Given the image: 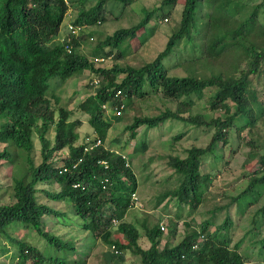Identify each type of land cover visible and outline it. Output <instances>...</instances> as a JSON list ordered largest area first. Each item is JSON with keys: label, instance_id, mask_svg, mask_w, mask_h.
Segmentation results:
<instances>
[{"label": "trees", "instance_id": "16d2710c", "mask_svg": "<svg viewBox=\"0 0 264 264\" xmlns=\"http://www.w3.org/2000/svg\"><path fill=\"white\" fill-rule=\"evenodd\" d=\"M105 1L96 0L87 10L78 11L73 21L67 22L78 27V33L70 34L64 27L62 37L60 25L68 9L63 0H0V145H3L0 162L12 164L15 156H19L12 154L9 147L23 158L14 165L16 172L10 186L13 203L0 205V234L8 236L4 232L8 226H11L10 230L17 227L30 229L55 251L69 255L52 258L43 250L9 238L16 248L13 259L16 264H27V261H30L28 264H74L75 258L71 257L76 250L72 241H61L44 228L47 218L65 214L38 201V196L42 195L47 201H68L69 213L82 222L79 230L108 246L112 257L118 261H122L124 252H131L139 264H243L238 252L242 240L230 245V238L222 233H227L232 224L227 216L214 228L224 234L221 239H217L215 231H209L210 222L205 220L198 229L185 224L181 239L174 245L170 241L173 232L169 233L170 239L167 238L161 247L163 234L159 226L143 224V236L148 245L141 248L137 229L123 222L127 209L132 206L130 197L136 188L134 176L129 162L126 166L119 152L102 144L110 125L103 120L107 114L101 106L107 104L112 108L122 104L124 108L130 105L133 96L142 98L145 94L159 92L164 98L183 100L176 104L174 111L164 110L154 117L133 118L126 127L131 139L138 127L153 129L167 120L213 131L204 148L191 147L182 158L168 157L167 165L177 176V186L157 199L159 204L171 197L177 205L194 209L201 203L210 181L207 172L202 171L200 159L209 154L215 159L222 158L216 154L217 142L231 131L237 136L241 128L252 127L257 118L264 116V92L260 93L252 86L253 78L264 75V23L257 22L255 13L264 6V0L253 6L249 13L242 11L238 17L234 16L239 12L238 5L252 0H182L177 27L151 62L137 68L113 65L107 69L94 68L92 61L103 62L113 56L112 52L117 55L116 59L119 58L124 43L129 42L136 48L138 34H142L152 17L155 14L160 19L168 16L179 0H160L158 7L144 12L135 25L117 29L98 40L88 57L80 51L84 38L93 40L87 29L112 18L104 9ZM112 1L128 6L136 0ZM203 7L207 12L200 16ZM194 37H197L195 42ZM181 41L188 45L189 54V49H194L192 59L204 56L206 60H217L220 71L207 79L167 75L163 62ZM65 47L69 48L68 52ZM83 71L89 73L90 82L86 87L92 91L77 107L88 116L87 124L96 137L76 145L80 121L71 120L70 111L57 106L58 101L52 96L53 106L47 91L51 80L62 81ZM119 76L120 80L117 79ZM205 92L209 93L208 110L221 111L224 117L216 115L208 121L200 114L184 117L183 113H188L193 105L191 97L202 100ZM238 118L247 121L244 126L235 128ZM50 129L53 131L52 142L46 137ZM183 135V132L177 133L171 141H177ZM33 136L39 144L40 162L37 165L31 158ZM95 139L100 144L84 152L83 148ZM138 148L143 151L146 144L141 143ZM254 148L258 150L256 168L248 174L242 191L230 199L239 215L264 194V140ZM64 149L66 156L59 157V152ZM51 184L57 186L53 192L47 189ZM256 216L251 219L253 227L248 232L251 237L264 223V202ZM112 221L117 224L115 228ZM115 233L126 243L119 244L112 239L111 235ZM256 243L259 256L264 259V228Z\"/></svg>", "mask_w": 264, "mask_h": 264}, {"label": "rangeland", "instance_id": "374dc122", "mask_svg": "<svg viewBox=\"0 0 264 264\" xmlns=\"http://www.w3.org/2000/svg\"><path fill=\"white\" fill-rule=\"evenodd\" d=\"M96 0H65L67 4V12L62 24L60 25V34L64 35L62 30L67 25V22L73 21L78 11L87 10ZM260 0L248 1L247 4L238 5L239 12L235 13L238 17L242 11L249 13L253 6L257 5ZM160 0H136L130 5L123 6L118 2L106 0L104 9L111 13L112 18L98 26L89 27L88 34L92 37V41L85 39L82 41L80 51L85 56L90 57L91 50L98 40L104 36L110 35L113 31L120 28H129L135 25L143 16L144 12L159 6ZM182 9V0H179L168 12V16L160 19L152 17V20L142 30V34H138L135 47L132 44L124 43L120 51L122 56L116 59V54L106 58L103 62L93 63V67L110 68L117 65L120 68L129 66L137 68L145 63L151 62L155 56L164 48L165 42L171 32L176 29L180 12ZM206 11L203 7L200 12L202 16ZM257 22L263 25L264 6L262 5L256 10ZM201 36V33H200ZM63 37V36H62ZM135 41V39H133ZM193 41H197L194 37ZM134 44V43H133ZM188 45L181 41L172 51L169 57L163 62L167 75L169 76H189L197 79H207L209 76L220 71V64L217 60H206L204 56H199L192 59L191 53L193 48L189 49ZM177 50V51H176ZM119 53V52H118ZM198 55H200L198 53ZM226 59V63L228 59ZM90 60V59H89ZM179 60V62H178ZM121 76L117 79L120 80ZM90 82V76L87 71H83L80 75H75L58 81L51 80L47 96L53 106L55 103L52 96L57 99V106L66 108L70 111V119L80 121V126L76 130L78 134L76 145L84 144L96 137L92 129L87 124L88 116L78 110V105L91 94L92 89L86 87ZM252 86L258 92H264V75H259L252 79ZM148 90V88H145ZM209 93L205 92L202 100H197L191 97L193 105L186 115L200 114L205 121L215 118L216 115L224 117L220 111L208 110ZM264 96V95H263ZM183 99H179L182 101ZM179 101L164 98L159 92L145 94L142 98L131 97L130 105L124 106L118 116V119L112 115V110H108L103 120L108 122L110 127L106 132L103 141L105 148L109 146L110 150L119 152L127 157L129 169L134 176L136 188L132 199V207L128 208L123 222L133 225L139 234L138 244L141 248H147V242L143 236V224L150 227L157 224L163 237L159 247L164 241L170 239L169 233H172L170 239L171 244H176L182 237L185 224L189 227L196 228L202 222L207 220L209 223V231L214 232L215 227L221 224L222 220L227 216L231 221V226L228 227V234L225 236L230 238L229 243L232 245L238 240H242L238 252L243 258V264H264L263 257L259 256V245L256 243L262 236L264 223L256 228V234L251 237L248 234L253 227L251 219L257 218L256 213L264 202V194L260 196L254 203L248 205L241 215H239L235 204L230 203V199L235 197L246 185V178L255 168V160L258 150L254 145L260 144L264 140V116L257 118L252 127H244L236 133L231 131L229 135L221 138L217 142L216 154L222 158L215 159L209 154L200 159L202 171L207 172L210 181L204 189L201 198V203L190 209L189 206H179L175 199L168 197L161 203L157 204V199L169 190H173L177 186V176L167 165L168 157H184V152L191 148H204L210 141L212 130L205 127L195 128L194 126H183L180 122L165 121L160 126L153 129L146 127H138L135 132V137L131 139L126 127L132 123L133 118L154 117L164 110L174 111L176 104ZM245 118L235 120L234 127H242L246 123ZM183 132L184 135L177 141H171V138L177 133ZM53 131L49 130L46 137L52 142ZM223 142V143H222ZM33 148L31 158L34 165L40 162L39 144L35 136L32 139ZM141 143L146 144L143 151L139 150ZM3 145H0V149ZM137 148V149H136ZM10 152L17 153L13 163L0 162V205H10L13 203L11 198V179L15 175L16 166L22 162V156L19 152L9 147ZM67 151L64 149L59 152V157L66 156ZM48 191L53 192L57 186L51 184L47 187ZM38 201L43 202L47 207L54 211L62 212L65 215L49 217L44 221V228L50 231V234L57 236L61 241H72L75 248V254L71 258H75L74 264H139L138 258L133 256L131 252L122 254V261L113 258L110 248L104 245L100 240L89 237L86 233L79 230L81 220L73 213H69L68 201H47L38 196ZM61 202V203H60ZM213 212V213H212ZM212 213V214H211ZM117 224L113 225L115 228ZM13 227V226H12ZM11 226L5 229L8 236L0 234V264H16L13 255L16 253V248L9 241L12 238L14 241H19L27 246H34L39 250H43L44 254L52 258L61 259L68 255L62 251H55L52 247L46 245L30 229L17 227L10 230ZM217 239L225 237L224 234L216 232ZM112 239H115L119 244H125V240H121L118 234H112ZM65 254V255H64ZM66 257V256H65ZM68 258V257H67ZM70 260V259H69ZM72 260V259H71ZM30 261H27V264Z\"/></svg>", "mask_w": 264, "mask_h": 264}, {"label": "built area", "instance_id": "2783aa9c", "mask_svg": "<svg viewBox=\"0 0 264 264\" xmlns=\"http://www.w3.org/2000/svg\"><path fill=\"white\" fill-rule=\"evenodd\" d=\"M63 1L65 2V0H63ZM66 29H67V31H68L70 34H77V33H78V30H79L78 27H74V26L69 25V24L66 25ZM65 49H66V52L69 51V48H68V47H65ZM94 61H95V63H99V61L101 62V60H94ZM93 84L95 85L96 82H93ZM116 94L118 95L119 92L117 91ZM101 107H102V110H103L106 114L108 113V110L111 109V110L113 111V112H112V115H113L114 117H118V116H120V113H121V111H122L123 105L121 104V105H119V106H114V107L111 108V107H108L107 104H103ZM99 144H100V141L97 140V139H95L94 142H93L92 144L85 146V147L83 148V151L86 152V151H88V150H91V148L96 147V146H98ZM119 156L121 157L122 160H124L125 165L127 166V163H128L127 157H125L123 154H119ZM101 165L105 168V164H104L103 162H101ZM134 196H135V195L132 194V195H131V198H133ZM131 200H132V199H131ZM112 223L115 224L114 221H112ZM160 229H162V228H160Z\"/></svg>", "mask_w": 264, "mask_h": 264}, {"label": "clouds", "instance_id": "9594fccd", "mask_svg": "<svg viewBox=\"0 0 264 264\" xmlns=\"http://www.w3.org/2000/svg\"><path fill=\"white\" fill-rule=\"evenodd\" d=\"M68 24V23H67ZM65 27H66V25H65Z\"/></svg>", "mask_w": 264, "mask_h": 264}, {"label": "bare ground", "instance_id": "6f19581e", "mask_svg": "<svg viewBox=\"0 0 264 264\" xmlns=\"http://www.w3.org/2000/svg\"><path fill=\"white\" fill-rule=\"evenodd\" d=\"M132 207V206H131Z\"/></svg>", "mask_w": 264, "mask_h": 264}]
</instances>
